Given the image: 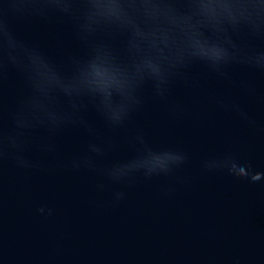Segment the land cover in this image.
Returning a JSON list of instances; mask_svg holds the SVG:
<instances>
[{"label":"water","instance_id":"obj_1","mask_svg":"<svg viewBox=\"0 0 264 264\" xmlns=\"http://www.w3.org/2000/svg\"><path fill=\"white\" fill-rule=\"evenodd\" d=\"M240 2L0 0V264H264Z\"/></svg>","mask_w":264,"mask_h":264},{"label":"clouds","instance_id":"obj_2","mask_svg":"<svg viewBox=\"0 0 264 264\" xmlns=\"http://www.w3.org/2000/svg\"><path fill=\"white\" fill-rule=\"evenodd\" d=\"M112 5L105 3L102 5H93V10L100 15H107L111 11ZM223 7L231 10L232 14L247 20L252 27L260 28L264 26V0H260L257 5L254 2L250 3H234L223 5ZM255 59L259 62V52L256 54ZM258 66L264 67V64L258 63Z\"/></svg>","mask_w":264,"mask_h":264},{"label":"snow or ice","instance_id":"obj_3","mask_svg":"<svg viewBox=\"0 0 264 264\" xmlns=\"http://www.w3.org/2000/svg\"><path fill=\"white\" fill-rule=\"evenodd\" d=\"M259 62L264 64V51L259 52Z\"/></svg>","mask_w":264,"mask_h":264}]
</instances>
